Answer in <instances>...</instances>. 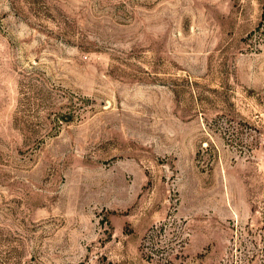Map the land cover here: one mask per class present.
Instances as JSON below:
<instances>
[{"label":"rangeland","instance_id":"rangeland-1","mask_svg":"<svg viewBox=\"0 0 264 264\" xmlns=\"http://www.w3.org/2000/svg\"><path fill=\"white\" fill-rule=\"evenodd\" d=\"M0 264H264V0H0Z\"/></svg>","mask_w":264,"mask_h":264}]
</instances>
